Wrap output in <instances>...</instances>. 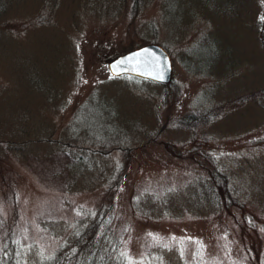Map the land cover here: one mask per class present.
I'll return each mask as SVG.
<instances>
[{
	"label": "rangeland",
	"instance_id": "rangeland-1",
	"mask_svg": "<svg viewBox=\"0 0 264 264\" xmlns=\"http://www.w3.org/2000/svg\"><path fill=\"white\" fill-rule=\"evenodd\" d=\"M262 16L264 0H12L0 264L9 239L15 264L70 256L103 213L111 264H264ZM149 43L170 84L110 73Z\"/></svg>",
	"mask_w": 264,
	"mask_h": 264
},
{
	"label": "trees",
	"instance_id": "trees-1",
	"mask_svg": "<svg viewBox=\"0 0 264 264\" xmlns=\"http://www.w3.org/2000/svg\"><path fill=\"white\" fill-rule=\"evenodd\" d=\"M12 0H0V18L8 11L10 5H11ZM126 77H131L135 78L132 76H126ZM138 79V78H135ZM194 117L193 115H189L188 117H181L179 120L181 125H188L189 123H194L196 120L191 119ZM219 173H216V177L218 180L223 184V180L219 179ZM106 213L100 214V218H98L95 222L94 225L90 226V228L87 229V231H83L82 234H80L76 238V243L74 247L79 246V248L75 251L70 256H67V251L64 255L60 253L58 256H56L55 261L53 264H111L112 259V254L109 257L108 253H104L102 248L98 246V243L100 239H98V231L101 228V224L103 223L105 219ZM106 226L104 227V234L103 237L105 236V232L109 230V225L107 222H105ZM108 235V234H107ZM99 241H98V240ZM7 247L4 248L2 252V256L6 254V258L3 259V264H15V256L14 254L12 255V240L9 239L6 241ZM118 248V247H117ZM116 251V249L114 250ZM101 257L103 260H101Z\"/></svg>",
	"mask_w": 264,
	"mask_h": 264
},
{
	"label": "water",
	"instance_id": "water-1",
	"mask_svg": "<svg viewBox=\"0 0 264 264\" xmlns=\"http://www.w3.org/2000/svg\"><path fill=\"white\" fill-rule=\"evenodd\" d=\"M136 60L141 61L140 71L134 70L137 66L134 63ZM156 60L159 61V72L162 73L163 79L159 76L148 75V71L152 70L153 62ZM108 67L114 77L132 76L162 85L170 84L173 77V62L170 54L156 43L145 44L119 55L109 62Z\"/></svg>",
	"mask_w": 264,
	"mask_h": 264
},
{
	"label": "snow or ice",
	"instance_id": "snow-or-ice-1",
	"mask_svg": "<svg viewBox=\"0 0 264 264\" xmlns=\"http://www.w3.org/2000/svg\"><path fill=\"white\" fill-rule=\"evenodd\" d=\"M260 19L264 20V16L260 17ZM134 63L137 65L134 68V70L140 71L141 70V67H140L141 61L140 60H136ZM148 75L159 76V78L163 79L162 73L159 72V61L158 60L153 62L152 70L148 71ZM149 235H155V234L149 233ZM181 254H183V253H181ZM124 255L126 257V260H127L128 264H132L134 258L132 256L128 255L127 252L124 253Z\"/></svg>",
	"mask_w": 264,
	"mask_h": 264
}]
</instances>
